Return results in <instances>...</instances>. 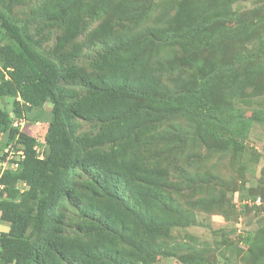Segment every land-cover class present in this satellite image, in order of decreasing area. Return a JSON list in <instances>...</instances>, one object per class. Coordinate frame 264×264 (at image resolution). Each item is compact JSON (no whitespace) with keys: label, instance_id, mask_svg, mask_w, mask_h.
I'll list each match as a JSON object with an SVG mask.
<instances>
[{"label":"trees","instance_id":"1","mask_svg":"<svg viewBox=\"0 0 264 264\" xmlns=\"http://www.w3.org/2000/svg\"><path fill=\"white\" fill-rule=\"evenodd\" d=\"M3 1L0 37L6 42H0V100L14 97L16 114L21 108L40 109L30 120H47L48 127L44 158H39L35 137L12 127L7 110L0 106L2 157L9 148L24 153L20 171L0 175L4 184L0 221L9 225L7 232H0V264H130L133 257L152 262L159 252L153 251L151 239L168 227L164 211L157 212L165 201L161 188L164 178L158 168L141 163L134 153L136 147H148L163 136L156 131V138L145 142L151 124L159 123L170 112L185 113L196 120L197 129L205 127L200 128L205 132L209 128L206 133L214 146L220 145L219 140L236 143L240 134L247 137L252 128L264 129V105L257 103L247 115L222 91L228 83L224 69L228 57L225 55L227 63L218 62L214 47L220 41L226 40V44L231 34L241 36L248 26L243 17L235 21L245 28L224 25L223 18L229 20L231 3L236 0H209L204 10L196 11L193 0H185L190 3H180L170 20L158 14L162 25L147 23L152 0H120L115 4L116 0ZM14 4L25 7L28 14L24 20L13 15ZM100 15L105 16L90 29L89 40L75 44L88 20ZM31 21L37 22L36 33L46 28L43 36H34L27 29ZM53 29L55 50L60 53L54 59V54L39 48ZM172 44H178L181 52L176 63L182 62L191 73L181 85L182 91L169 94L172 90L161 88L149 63L158 50ZM67 46L72 60L82 47L95 49V63L63 65L60 62L67 57ZM257 46V51H247V66L232 64L235 56L229 59V68L249 73L254 57L264 56V40ZM169 57L164 58H175ZM258 71L250 80L262 88L264 68ZM62 79L79 81L81 88L65 87ZM238 79L231 80L234 96L240 95L244 85H251L248 79ZM16 96L30 105L20 106ZM48 103L51 108L47 112L43 108ZM73 117L93 119L99 128L93 134L78 132ZM152 149L158 151L154 146ZM79 171L89 177L77 185ZM18 181L27 187L18 190ZM119 181L127 198L118 193ZM64 199L78 207L80 220H68L78 229L73 234L63 232ZM254 236L248 231L244 240L251 244Z\"/></svg>","mask_w":264,"mask_h":264},{"label":"rangeland","instance_id":"2","mask_svg":"<svg viewBox=\"0 0 264 264\" xmlns=\"http://www.w3.org/2000/svg\"><path fill=\"white\" fill-rule=\"evenodd\" d=\"M9 0L3 1L6 4ZM120 0L114 1V4ZM191 1V0H190ZM185 0H152L151 6L147 9L149 13L146 19L148 24L154 22L155 25H162L161 20H157L158 14H164L165 20H170L176 14L177 6ZM193 9L204 10L209 0H193ZM231 12L227 18H223L224 25L245 28L237 25L236 18L243 17L248 26L245 32L238 37H228L225 44L218 42L214 49L218 56L217 61L227 63L225 55L228 57V64L224 67L227 77V87H223L228 101L234 107L237 105L244 110L247 115L254 105H264V85L262 88L253 85L250 77L264 68V56H255L254 61L249 64V73H244L243 69L229 68V59L236 56L232 64L247 66V51H257L260 40H264V0H236L231 3ZM114 12V11H113ZM12 13L18 20H24L27 12L22 4H14ZM120 12H117V15ZM105 15L88 20L87 29L81 34L77 43L89 40L88 34L91 28L98 25ZM236 16V17H235ZM253 24H250L252 23ZM27 29L31 30L34 36H43L46 28L39 32L34 31L37 22H27ZM124 31V27L117 28ZM0 32L2 29L0 28ZM48 39L40 41L39 48L44 52H51L53 58L59 55L55 50L54 38L56 30H50ZM0 42H6L4 37H0ZM96 48L99 42H96ZM73 44L72 46H75ZM71 46V47H72ZM64 49H70L68 46ZM71 50V49H70ZM178 44L166 45L152 56L150 60V71L157 75L161 88L164 91L179 93L182 91L181 85L190 78L191 68L185 66L180 61L181 52ZM98 51V50H97ZM67 57L60 63H83L90 66L95 63L98 52L95 49L82 47L73 58L71 51H65ZM175 56L173 61L164 57ZM164 56V57H163ZM169 57V58H170ZM229 68V70H228ZM257 73V74H258ZM257 76V75H256ZM229 78V79H228ZM233 78L238 80H250L249 87L244 85L239 96H234L235 88ZM257 80V79H256ZM79 81L62 79L61 84L65 87L76 85ZM261 90L262 93L257 94ZM82 91V90H81ZM0 106L8 111L13 108V97L6 96L0 100ZM49 105L43 109L49 110ZM40 109H29L24 112L28 119L24 124L26 130L36 137L38 142L42 141L46 128L45 121L34 122L30 120ZM163 120V121H162ZM159 123H153L152 131L146 134L145 142L151 138L156 131H160L163 136L156 138L154 144L148 147L142 144L134 149L135 157L143 164L151 168H158L163 175L162 197L165 201L160 203V210L164 211L168 227L166 230L156 235L151 241L154 243V250H158L151 264H264V129L261 127L252 128L246 137L240 134L236 143L219 140L220 145L214 146V140L205 130V127L196 128V120L187 114L170 112ZM75 129L93 134L99 128L95 120H83L73 117ZM23 127V128H24ZM206 133V134H205ZM221 139V138H220ZM225 139V138H223ZM165 142V143H163ZM166 144V145H163ZM221 144L223 147H221ZM153 146L160 151L155 152ZM166 147L165 153L163 147ZM42 145L38 149L42 151ZM154 152V153H152ZM152 153V154H151ZM1 154V152H0ZM11 153L2 159L5 161V169L18 171L19 164L11 162ZM2 161V162H3ZM3 167V166H2ZM1 167V168H2ZM89 177L87 172L79 171L75 175L76 184ZM18 190H24L27 186L22 182L16 184ZM118 193L127 198L128 193L124 191L121 181L118 182ZM260 197L259 201L255 200ZM18 199V196L16 197ZM64 210L66 212L64 230L66 234H73L78 231L75 224L68 220H80L78 207H74L67 199ZM255 200V201H254ZM9 225L0 221V232L7 230ZM252 231L254 238L249 244L244 240L247 232ZM259 245L255 247L254 244ZM187 259L190 263H184ZM130 264H148L137 257L129 260Z\"/></svg>","mask_w":264,"mask_h":264},{"label":"clouds","instance_id":"3","mask_svg":"<svg viewBox=\"0 0 264 264\" xmlns=\"http://www.w3.org/2000/svg\"><path fill=\"white\" fill-rule=\"evenodd\" d=\"M53 59H54V58H53ZM13 99H14V97H13ZM15 99L19 102L20 106H23V104H26V106H29V105H30L29 103H24V101L21 99L20 96H16ZM46 105H49V106H50V107H49V110L45 109V110L48 112V111H50L51 105H50L49 103L46 104ZM44 107H45V106H44ZM5 110H6V109H5ZM7 112H8V116H9V118H10V125H11L12 127L17 128L19 131L29 133V131L26 130V127H24V126H25L24 122H25L26 119H28L27 116H26V114L24 113V112H26L24 108H21L20 114H16L13 108H12L11 111H8V110H7ZM48 118H49V117H48ZM31 121H34V122L45 121V122H47V123H46L45 131H44V136H45V133H46V130H47V127H48V121H47V120H36V121H35V120H31ZM23 127H24V128H23ZM30 134H31V133H30ZM31 135H33V134H31ZM44 136H43L42 141H40V142H38V140H37L36 137L34 136L35 139H36V141H37V143L35 144L34 148H35L36 151L38 152L39 158H44V154H45V147H46V144H45ZM0 137H1V133H0ZM40 144L43 146V147H42V151H40V150L38 149V145H40ZM7 151H8V153H7V155H6L5 157L7 158V156H9V154L11 153V156H12V157H11V162L14 163V164H19V165H20V168H19L18 171H20V169H21V158L24 157V153H23V151H22L21 149H18V150H16V151H14V150H12L11 148H9ZM0 152H1V154H0V156H1V157H0V175H1L3 172H5V171L18 172V171H13V170L5 169V164H6V163H5V161L2 160V159H4V157H2V155H3V150H1ZM4 152H5V150H4ZM2 161H3V162H2ZM2 166H3V167H2ZM1 167H2V168H1ZM20 182H21V181H20ZM22 183H23V182H22ZM23 184L25 185V183H23ZM3 187H4V184L0 183V191L3 189ZM1 222H2V221H1ZM5 223H6V222H5ZM7 224H8V223H7ZM8 229H9V227H8ZM8 229H7V230H4V231H1V232H7Z\"/></svg>","mask_w":264,"mask_h":264}]
</instances>
